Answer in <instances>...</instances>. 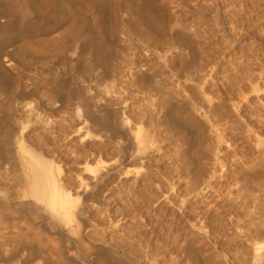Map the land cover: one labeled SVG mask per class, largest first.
Here are the masks:
<instances>
[{
	"label": "rangeland",
	"instance_id": "1",
	"mask_svg": "<svg viewBox=\"0 0 264 264\" xmlns=\"http://www.w3.org/2000/svg\"><path fill=\"white\" fill-rule=\"evenodd\" d=\"M185 1H186V3H184ZM185 1L184 0H182V1L173 0V2H174L173 5L179 7V8L176 7V11L178 12V14H177L178 18L176 19L177 23L175 24L176 26H174L176 29L173 26H172V28L170 27L171 29L170 28L168 29L167 38L160 40L161 43L159 41L155 42L157 47H155L154 44L149 46L151 50L156 52V54H158V55L162 54V56H163V57L162 56H159V57L155 56L156 59L153 56L152 58H150V64H151V67L155 71L159 72V76L156 78V80L159 82V84H161V83L164 84L163 91L161 93L152 92V93H154V96L150 100H152L153 103H155V102L159 103L162 100V98H160L161 97L160 94H162V96L167 94L172 107H176V106L181 107V106L188 105L187 107H189V111L192 110L194 112L195 116L197 117V119L199 120V122H201V125H199V127H198L201 129V135H199L197 133V130H196V129H198L197 127H195L196 128L195 129L194 127H192L190 125L187 127L189 130L186 129V131H185L186 136H184V138H182V135L180 133L178 134L175 129L170 128L167 125H165L162 122L161 118L158 115H156L154 112H159L160 110H161V112H166V110L169 109V111L167 110V112L169 113L171 106L162 107V106H159V105H161L160 103L158 105L156 103L151 104V102H149L150 100L149 101L143 100V99H146L145 96H143L144 90L141 88V86L139 84L137 85L136 82H135L136 85H134V83H133L134 81L132 80V78L131 79L129 78L130 81L127 80L128 84L129 83H132V84L126 85V91L124 93L126 96L129 93V95H128L129 98L127 96L128 101H125L123 104L120 103L123 107L120 104H118V106L113 105V107H110L111 111L118 110L120 113V117L122 115L121 118L125 119V120H123L119 117V119L114 120V122H112L113 120L111 121V124H112L113 128H115V130L113 129L112 131H109L107 129V132H106L105 129L101 130L100 128H96L97 126H95V127L93 126L94 129L96 128L94 131L93 128H90V127H92V125L88 124L90 127L88 125L87 126L90 129L88 127H87V129H83L82 133L84 135L85 134L87 135V136L86 135L83 136L82 134H80L81 131H79L80 132L79 134L76 132L77 129H75V128L77 125L74 122H73V124L66 122L69 124L67 126H71V128L68 129V127H66L67 129L63 128L62 130H64V131H61V129L56 125L55 122L54 123H53V121L49 122L48 118L47 119L43 118L42 124L44 123L43 124L44 126L42 125L40 129L36 130L39 132L35 131L36 132V133H34L35 136L33 135V136L27 138L26 136H28L29 133L32 132L31 129L33 130V127L30 126V123L24 122L21 125V127L18 129V131H19L18 137L20 139L21 145H22L23 149L26 146V149L28 148L27 150L30 152L42 154L45 159L49 160V162H51L53 164V166L56 169V186H57L58 194L63 196V198H64V200H61L60 202H62L64 204V207L67 209V212H66V215L63 217L61 214L58 213L57 208H56V210L53 211L54 217L52 218L51 216H49L46 213L45 208H44V204L42 202H37L36 200L25 195V193L23 192L24 191L23 184L21 183V181L19 179L21 174H22V171H21L19 166L16 167V165H17L16 162L9 160V163H8L9 168H8V166L5 167V168H7L8 173L6 172V174L8 176L7 175L4 176V174H2L3 171H1L2 173L0 175V209H1V211H0L1 212L0 213L1 219L0 220L3 221V218L5 220H6V218L8 219V220L3 221V222L0 221V226H2L3 223H5L6 225L5 224H3V225L7 226V228H4V227H2V228L7 229L9 231L1 230V229H0V231H3L6 236H7V234L10 236H18L20 234L22 235L23 232L28 234V232H31V231L38 233L40 239L44 238L46 240V241L42 240L40 243V246H42L41 247L42 251L47 252L48 256L46 257V253L44 254L40 248H37V246L40 247L39 244L38 245L36 244L35 246L32 244L33 247L32 246L30 247L28 245L25 246V244H23V245L21 244L22 247H20L21 245L19 246V244H18V245H16V248H18L16 251V248H15L16 242L6 241V243H5L4 239L3 240L1 239L2 241H4L3 243L6 244V245L3 244L0 240V242L4 245V246H2V244H0L1 255L4 254V253H2V251L5 250L6 256L11 258L12 260L9 259L8 257H6L5 255H3V256H5L4 262H2L0 260V264H2V263L3 264H22V263L23 264H25V263L26 264H35V263L36 264H43L44 260H46V258L48 259V260H46L47 264L48 263L49 264H63V263L64 264H66V263L67 264H71V263H73V264H88L90 261H93L95 257L97 258V256H101V254L103 255L104 253H106L108 255L110 253V250L112 251L110 254L115 255V256H113L111 263L113 261L114 262L116 261L115 257H117V259L119 258V260L117 261L118 263L116 262V264H122L123 262H124L123 264H193L189 260L181 261L182 263L179 261L184 255L182 248L185 247L187 239L189 240L190 238H194V239L196 238V241H195L196 247H200V245H201L200 241H203L204 243L207 244L206 246H207L208 252H206V251L202 252L201 251V257L205 258L208 255L210 257L213 256L212 259H210V261L211 260L212 261L209 262L208 264H211V263L212 264H264V210H262V209H264V192H262V191H264V190H262V189H264V149H262V148H264V83H262V81H264V64H262V63H264V58H262V57H264V50H262V49H264V43L261 42L262 38L260 39L261 33L257 32L259 34L258 35L259 38L257 36H255L256 34L254 35V33L252 31H251L252 32L251 36L250 35L244 36L241 32L242 31L241 28H243V26L239 20H237L236 23H233V24L226 23L227 20L225 23H223V21L225 19L223 17L219 16V20H218V19H214V18L212 19L211 13H209V14L207 13V15L201 14L199 12L200 11L199 10L200 4H199L198 0H193V1L190 0L191 4L189 2L187 3V1H189V0H185ZM199 1H201V0H199ZM231 1L234 2V0H231ZM232 2L229 3L230 4L229 7L230 8L232 7L235 10L237 8H239L238 10L241 12L242 8L238 7L239 6L237 3L238 1L235 0V2L237 3L238 6L236 5V3L233 4ZM196 3L199 4V7ZM191 5H192V8H194L197 11H194V9L192 10V8L190 7ZM234 5H236L237 8ZM183 10L185 13L183 12ZM179 11H182V13H180ZM186 12L188 14H186ZM193 14H194V16H193ZM183 15H185V16H183ZM182 16L184 18H182ZM207 16H209V17H207ZM194 17L196 18L195 20H194ZM183 19H184V21H183ZM196 20H198L200 22H198ZM210 20H211V24H209L210 26L211 25L215 26L216 24H217V26H215L213 28H212V26L210 27L208 25V22L210 23ZM182 21L184 22V24L182 23ZM193 21H195V23L198 24L199 27H201V29L203 27L204 31H200L201 29H198L199 30L198 31L197 30L198 25H196ZM202 23H203V25H200ZM182 24H183V26H182ZM204 24H206V25L204 26ZM237 24H240V26ZM253 26H254V24L252 25V27ZM208 27L210 29H208ZM236 27H238V28H236ZM177 29H180L183 32H185L184 34H186V32H188L190 34V35L188 34L189 37H188V35L187 36L184 35L182 40L179 41L178 43H176L174 41V39L172 41V37L174 38L173 33ZM233 29H235L237 34L239 33L238 36L240 35L238 37L237 34H235L234 37L236 36L235 37L236 39H234L233 36H232V38L230 37L233 33H235L233 31ZM227 31H228V33H227ZM230 31H233V33ZM191 33L192 34L194 33L193 34L194 36ZM211 33H212V35H211ZM230 33H231V35H229ZM206 34L210 35V38ZM215 34H216V36H215ZM218 36H220V37H218ZM252 36H253V39H252ZM185 37H187V38H185ZM206 37L208 40L206 39ZM222 37L223 38L225 37V38L222 39ZM227 37H228V39H226ZM124 38L126 40H128V42L131 41L130 45L132 47H135V45L138 46L139 44L142 43L139 39H137V38L135 39L134 36L125 35L124 37H122V39H124ZM199 38L203 39L204 41L201 39L199 40ZM216 38H217V40H222L221 44H223V41L225 40L224 45L227 43L229 45L228 44L225 45L226 48L224 47V45L219 46L220 41L219 42L216 41ZM244 38H245V40H244ZM187 40L189 41L190 44L186 43V42H188ZM192 40H193V42H192ZM197 40H199L201 42L203 41L205 43H203V42L200 43L199 41L197 42ZM257 40H259L260 42H258ZM184 41H185V43H184ZM211 41L213 43H214V41H216L219 44L217 45L216 43H214V45H213L214 49H213V46L211 45L213 43H211ZM253 42H254V44H253ZM244 43H247V44H244ZM160 44L162 46L163 45H166V46L162 47ZM187 44L192 45V46H187ZM158 45H160L164 49L162 50L161 47H158ZM209 45H211V46L209 47ZM239 45L242 47L243 50L240 49L241 47ZM196 46H197V48H195ZM222 46L225 49L222 50V48H223ZM153 47H155V48H153ZM165 47L167 48V50ZM231 47L234 49H232ZM159 48L162 51L158 50ZM180 48H181V50H180ZM198 48L199 49L201 48V49L199 50ZM206 48H208V49H206ZM219 48H221L220 49L221 52L218 51ZM229 48L232 50H230ZM141 49L142 48H140V50ZM175 49H177V50H175ZM205 49H206V51H205ZM209 49L213 52H211ZM215 49H217V51ZM165 50L168 51V53ZM214 50H215V52H218V54L216 53L217 55L215 54ZM182 51H184V52H182ZM204 51H205V53H204ZM233 51L234 52L236 51V53H234ZM237 51L238 52L241 51V52L238 53ZM222 52H223V54H222ZM224 52L226 53V55ZM244 52H245V54H244ZM179 53L183 54L185 57V60L183 63L184 67L183 66H182V68L177 67V66L175 67V66H173V63L170 64V62L167 63L166 61H164L165 56H167V55L170 56V54H171V56L172 55L176 56ZM164 54H165V56H164ZM211 54L216 55V56L214 57ZM206 55H207V58H206ZM224 55L225 56L228 55L227 58L224 59V57H225ZM240 55L241 56L246 55L247 57L245 56L246 58L244 57V59H241V58H243V56L241 57ZM191 56L194 58L193 59L194 61L192 60ZM229 56H231V57H229ZM232 57H233V59H232ZM195 58H196V60H195ZM238 58H240V59H238ZM221 59H223V60H221ZM190 60H192V62ZM238 60H240L239 61L240 63H238ZM157 61L159 64L157 63ZM216 61H218V62L216 63ZM207 62H209L213 65H210L209 63H208L209 65H207ZM214 62H215V64H214ZM241 62H243V63H241ZM244 62H246V63H244ZM225 63L229 64L231 67H232L231 64H233L232 68H234V64H235V67H237V68L239 67V64H240L241 68L239 67L238 69L241 70L242 73H240V71L237 68H234L233 71H231V72L229 71V72H227L228 74L225 75L226 73H224V72L228 71L229 67H230L229 65L225 67L224 66ZM166 64H167V66H166ZM187 64H190V65H187ZM227 64H225V65H227ZM205 65H207V67ZM219 65H220V67H219ZM236 65H238V66H236ZM245 65H247V66H245ZM157 66L158 67L160 66V67L158 68ZM223 66H224V68H223ZM242 66L247 67V68L242 69L243 68ZM186 67H188V68H186ZM213 67H215L216 69ZM193 68H194V70H193ZM207 68H211V69H207ZM205 69H207V70H205ZM175 70H176V72H175ZM199 70H201V71L203 70L201 72L202 75H201ZM210 70H212V71L210 72ZM197 71L199 73H197ZM235 71H237V72H235ZM203 72L204 73L206 72L207 75L204 74ZM232 72H235V73H232ZM229 73L231 74V76ZM257 73L262 77V80H260L261 82L256 80V81H254V83L256 82L255 84H253V82L250 83L249 81L246 84H244V82L242 84H240L241 83V82H239L240 78H238V77H240V76L242 77V75H245V74L246 75L249 74L250 76H252V75L257 74ZM205 75H206V77H205ZM232 75H233V77H232ZM236 75H238V76H236ZM194 76L197 77V79ZM226 76H229V77H226ZM198 77H199V79H198ZM202 77H204V78H202ZM192 78L193 79L195 78V79L193 80ZM226 78H228V79L226 80ZM229 78H231V79H229ZM233 78H235V79H233ZM160 79H162V80H160ZM165 79H167V80H165ZM237 79H238V81H237ZM173 80H174V82H172ZM178 80H179V82H177ZM199 80L200 81L202 80V81L200 82ZM229 80L231 82H228ZM160 81H162V82H160ZM167 81H168V83H167ZM170 81H171V84H170ZM175 81H176V83H175ZM180 81L183 84L180 83ZM192 81H194V82H192ZM199 82L201 84H199ZM227 82H228V84H227ZM234 82H236L237 84L236 83L231 84ZM165 85H167V87H170V88H167ZM128 86H130V87H128ZM133 86L135 87L136 90H134ZM252 86H253V88H252ZM177 87L180 89H178ZM131 88H133L134 91ZM161 88H162V86H161ZM219 88H220V90H219ZM229 88L232 89L233 91L230 90ZM235 88H236V90H235ZM250 88H251V91H250ZM173 89L176 91L173 92ZM191 90H193V91H191ZM237 90H239V92H237ZM127 91H129V92H127ZM180 92H181V94H180ZM193 92H195L194 93L195 97H194ZM245 92H246V94H245ZM138 93H140V94H138ZM163 93H165V94H163ZM177 94H178V97H176ZM240 94H242V95H240ZM125 95H124V97H125ZM236 95H238L237 96L238 99L236 98ZM166 96H163V97H166ZM138 98L143 101L142 102L139 100L141 102V104H140V102L136 103V102H138ZM178 98H179V100H178ZM192 98H194L195 100ZM132 100H133V102H132ZM177 100H178V102H177ZM18 101H20V100H18ZM144 101H147V102H144ZM173 101H175V102L173 103ZM232 102H235V103H232ZM143 103L144 104L146 103L145 107H144V105H142ZM187 103H189V104H187ZM129 105L132 106V108L134 110L130 109L131 107ZM149 105H152V107H151L152 111L150 110ZM236 105H238V106H236ZM126 106H127V108H126ZM136 107H138L139 109ZM146 108H147V110L149 109L151 112L147 111ZM155 108L156 109L158 108L157 110H159V111H157ZM159 108H161V109H159ZM154 109H155V111H154ZM78 110L79 109L76 106L73 108V112L78 111ZM124 110H125V112H124ZM243 111H244V113H243ZM130 112H132V113H130ZM152 112H153V114H152ZM124 113L127 114L128 116H126ZM135 113H137L139 117H134L135 115L137 116V114H135ZM150 113H151V116L149 115ZM249 113H251V114H249ZM132 114L134 116H132ZM140 114H144V116H142V115L140 116ZM129 115H131V116H129ZM253 116H255V117L253 118ZM131 117H133L132 119H134V120H132L133 122L130 121ZM258 117H259V119H258ZM52 119H54V118H50V120H52ZM253 121H255V122H253ZM45 125L48 126L49 130H47V128H45ZM74 125H76V126H74ZM115 125H117V126H115ZM72 126H74L75 130H73ZM44 128H45V130H44ZM56 129H58V130H56ZM88 129H89V131H91V134L88 131ZM98 129H100L101 132L98 131ZM116 129H117V131H116ZM41 130L44 132H42ZM65 130H67V131H65ZM84 130H85V132H84ZM130 130H131V133L128 134L130 136V140H129L128 139L129 136L127 135V133H129ZM149 130H150V132H149ZM45 131H47V132H45ZM68 131H70L71 134H70V132L68 133ZM113 131L115 134L114 133L112 134ZM123 131H125L126 134ZM20 132H21L22 136H21ZM40 132H41V134H40ZM72 132H74V134ZM87 132H89V133L87 134ZM117 132L118 133L120 132L119 133L120 135ZM38 133H39V135H38ZM192 133L195 135L193 136ZM45 134H46V136H45ZM65 134H66L67 139L65 138ZM75 134H76V136L77 135H79V136L76 137ZM102 134H103V136H102ZM188 134H190V135H188ZM196 134H198V135H196ZM49 135L51 138L47 137ZM123 135H124V137H123ZM80 136L81 137L83 136V139L80 138ZM117 136H119V137H117ZM59 137L61 138L62 141L59 140L60 139ZM88 137H90V138L87 140ZM35 138H37V139L39 138V139L35 140ZM74 138L76 139V141ZM101 138H102V140H101ZM125 138H127L128 140ZM190 138H192V139L194 138V142H192L193 140L192 139L190 140ZM200 138L207 145V150L210 149L208 151L207 157L205 159L201 160V163H199L200 165L197 163H195V164L194 163L184 164L182 162L183 159H181V157L179 155L180 154L179 152L182 150V148H185V147H186V149H189V147L191 145L190 142L193 145L195 143V141L200 140ZM33 139H34V141H33ZM43 139H45V140H43ZM48 139H50V140L48 141ZM56 139H58L59 141ZM109 139H111V140H109ZM27 140L29 142L31 141L30 143L33 144V146H31V144ZM52 140H54L55 142ZM90 140H91V142H90ZM56 141H58V142H56ZM67 141H69V142H67ZM71 141H73V143H75V144L71 143ZM78 141L83 145H81ZM141 141H143V142H141ZM144 141H145V143H144ZM100 142H101V144H100ZM105 142L108 145L110 144V142H111V144L106 147L107 144ZM39 143H41L43 149L41 148V145H39ZM47 143H49L50 145H48ZM69 143H70L71 147L74 146L75 148L72 147V149H71V147H69L70 146ZM188 143H189V145H188ZM51 144H53V145H51ZM57 144L59 146L63 144V147L60 148ZM67 144H68V149L70 148L69 152L66 151V150H68V149H66ZM95 144L97 146V149L95 148L96 147ZM103 144H104V146H103L104 150H102V147H100ZM123 144H124V146H123ZM34 145L37 148H35ZM43 145H45V146H43ZM112 145L114 147H112ZM115 145H116V148H115ZM56 146H58L57 147L58 149L56 148ZM90 146H91V148H90ZM54 147L56 149H54ZM78 147H79V149H77ZM81 147L82 148L84 147V148L82 149ZM85 147L87 148V150ZM92 147H94V148H92ZM110 147H111V149H110ZM122 147H124V149H122ZM132 147H134V148L136 147V149H134ZM208 147H210V148L208 149ZM88 148L90 151L88 150ZM126 148H127V151H126ZM145 148H147V149L145 150ZM26 149H24V150H26ZM73 149L75 151H73L71 153V151ZM91 149H94V150H91ZM95 149H96V151H95ZM133 149H134V151H132ZM44 150H45V152H44ZM56 150H58V151H56ZM110 150H112V151H110ZM117 150H118V152H117ZM52 151H53V153H52ZM83 151L86 152L85 153L86 155H84ZM93 151H95V152H93ZM103 151H105V153H103ZM125 151L127 152V154ZM43 152L46 155H44ZM65 152H68V153L66 154ZM140 152H142L145 155L143 156L142 154H140ZM63 153L66 155H62ZM69 153H71L72 156H71V154L69 155ZM73 153H74V155L79 156V159L81 157L82 160L79 161L80 165L79 164L73 165L74 163L71 162V161H73V158H72ZM91 154H93V155H91ZM94 154L95 155L97 154L98 156H94ZM100 154L102 155V157ZM138 155H139V157H138ZM61 156H62V158H59ZM65 156H67V158L71 157L70 160L67 159ZM87 156H89V157H87ZM91 156H93V157H91ZM90 157L91 158L95 157V158L91 159ZM123 157L126 159H124ZM54 159H56V160H54ZM65 160H67V161H65ZM121 160H124V161L126 160V161L125 162L122 161L123 162L122 163ZM113 161H115V162H113ZM83 162H85V163L83 164ZM134 162L137 164H135ZM88 163H90V164H88ZM214 164H215L216 168L213 166ZM65 165H67V166H65ZM93 165L96 169L98 167L97 172H95L96 169L93 168ZM110 165H112L114 168H116L118 170V173L113 175L114 177H111L112 179H115L116 181L115 180H113L114 182L110 181L108 178V180L110 182H113L112 184L108 181L103 186L97 184L95 188H92V186H90L91 184L88 185L90 183L89 181L92 180L93 177L95 176L94 175L95 173H101L102 172L101 174H104V172L107 171L106 168ZM114 165H116V167ZM196 165L198 167H196ZM199 166H201L202 169ZM91 167L93 168L94 171L91 170L92 169ZM76 168H80V170L83 172H84V168H85V172L83 173L79 169H76ZM188 168H189V170H188ZM195 168L201 169V171L196 169L197 170L196 172H199V174L195 172ZM18 169L20 170V172H19L20 175L18 173V171H19ZM68 169H70V170H68ZM74 169L76 172L74 171ZM148 169L150 170V172ZM232 169H233L232 173L234 171H237V170L245 172L244 174L246 175V177H243L242 181L237 180L234 176H232V173L230 171ZM9 170H11V171H9ZM77 170H79V171H77ZM120 170L122 171V173H119V172H121ZM64 171H66L65 172L66 174L64 173ZM99 171H101V172H99ZM124 171H125V174H123ZM126 171H127V173H126ZM227 171H229V172H227ZM213 172H215V173H213ZM197 174H198V176H197ZM145 175H147V176L145 178H143V176H145ZM154 175H156V176H154ZM194 175L197 176V177L195 176L197 178V180L195 177H193ZM5 177H7V179ZM8 177H10V179ZM63 177L65 179H63ZM74 177L76 180L74 179ZM151 177H155V181ZM229 177L230 178L234 177L237 181L234 178H232L233 180H231V179H229ZM60 178H62V180ZM68 178L70 179V182H69ZM142 178H143V181H145V182H146V179L148 178L149 180L147 179V181L150 182V185L147 184L149 182H146V183L144 182L145 183L144 184L143 181H141ZM88 179H89V181H88ZM131 179H133L131 181V183L129 182L128 184H126V182H128V180L130 181ZM63 180L65 181V183L63 182ZM156 181H157V183H156ZM191 181H194V182H191ZM120 182H121V184H120ZM151 182H153V183H151ZM154 182H155V184H154ZM75 183L76 184L78 183V184L76 185ZM116 183H118V184H116ZM133 183H135V184L137 183L136 186ZM141 183H143V184H141ZM67 184H69V185H67ZM80 184H82V190L85 192V196H82L81 190L75 189L76 187H79ZM107 184H109V186ZM152 184H153V186H151ZM193 184L195 187L193 186ZM112 185L114 186V188L112 187ZM122 185H123V187H122ZM139 185L141 186V188ZM144 185L146 187L149 185L147 187L148 190L146 189V187L144 188ZM137 186H139V187H137ZM151 187L154 189H152ZM158 187H160V188H158ZM103 188L106 191L103 190ZM137 188H140V189H137ZM22 189H23V191H22ZM95 189H97V190H95ZM110 189H113V190H110ZM141 189H142V191L145 190L143 192L144 195H143ZM149 189H151V190L149 191ZM101 190H103V193ZM119 190H120V192H119ZM78 191L80 192V194L78 193ZM94 191H95V194L97 195L96 199L100 198L99 200L97 199L98 203H97L96 199L94 200L95 196L92 197V193ZM21 192H23V193H21ZM86 192H88V195ZM149 192H150V194H149ZM161 192H163V193H161ZM111 193H112V195H111ZM145 193H146V195L148 194L147 197H145L146 196ZM152 193H154V194H152ZM22 194H23V196H22ZM95 194L93 193V195H95ZM137 194H139V195H137ZM150 195L153 196V199L150 197ZM111 196H113V197H111ZM138 196H139V198H138ZM155 196H157V197H155ZM87 197L89 199L86 200L85 198H87ZM148 197H149V199H148ZM156 198H157V200L155 201ZM92 199L94 201H91ZM149 201H151L150 204H148ZM92 202H94V203L92 204ZM140 202L142 203V205ZM137 203H139V204H137ZM144 203L146 204V206ZM74 209L77 212V214H75V215L73 214ZM2 210H4V211H2ZM146 210H148V211H146ZM83 222H85L84 223L85 225L84 224L82 225ZM47 223H49V224H47ZM72 223H74V225ZM53 224H55V225H53ZM80 225H82V226H80ZM30 226L32 227V229ZM9 227H10V229H9ZM45 228H47V229L45 230ZM78 228H80V232H79ZM106 228H108V229H106ZM18 229H19V231H18ZM23 230H26V231H23ZM3 232L0 235H4ZM15 232H16V234H15ZM32 232H31V234H32ZM34 232H33V234H34ZM45 232H46V234H45ZM31 234H28V235L31 237V236H33ZM34 235H36V234H34ZM57 235L60 238H62L63 242L59 237H57ZM36 236L38 237V235H36ZM112 237H114V238H112ZM170 237H171V239H170ZM56 239H58V240H56ZM197 241H199V243H200L199 245H198ZM182 244H184V245H182ZM29 245H31V244H29ZM1 246L3 247L2 250H1ZM29 247L31 249L37 248L39 250V255H38L39 257L36 258V259L39 258L38 260H36V259L31 260L29 258V254H27L31 250ZM26 249H27V251H26ZM52 249H53V251H52ZM55 250L62 251L60 260H59L58 255L54 252ZM42 253H43L44 257L42 255ZM85 254H86V259L84 257ZM24 256L26 257L27 262H26V260H24ZM103 256H105V254ZM65 257L67 259L68 258L69 259L65 260L66 259ZM28 258L31 261L28 260ZM43 258H44V260H43ZM56 259H58V260H56ZM21 261H24L25 263L21 262ZM32 261H33V263H32ZM5 262H7V263H5ZM69 262H71V263H69ZM46 263H44V264H46Z\"/></svg>",
	"mask_w": 264,
	"mask_h": 264
},
{
	"label": "bare ground",
	"instance_id": "2",
	"mask_svg": "<svg viewBox=\"0 0 264 264\" xmlns=\"http://www.w3.org/2000/svg\"><path fill=\"white\" fill-rule=\"evenodd\" d=\"M182 1V0H180ZM185 1V0H184ZM193 1V0H192ZM238 1V5L235 2H232L231 0H201L199 2L198 7H199V12L203 15H207V13H211V18L213 19H218L219 20V16L225 18L223 23L227 22L228 24H233L236 23L237 20L240 21V23L242 24L243 28H241V32L244 36L246 35H250L252 34V32L254 33L255 36L258 37V33L260 32V39L261 42L264 43V0H236ZM176 2V1H175ZM190 3V0L187 1V3ZM201 2V3H200ZM236 3V5L240 8H242L241 12L238 10L239 8L236 7V5H234L237 9V11L234 8H230L229 7V3ZM182 3V2H181ZM186 3V1L184 2ZM195 3V2H194ZM174 2L173 0H0V175H1V171H3L2 174L7 175V167L9 168V160L10 161H14L16 162V167L19 166L22 174L20 176V181L23 184L24 187V191L22 189V191L25 193V195H27L28 197L36 200L37 202H42L44 204V208L46 213L51 216L52 218L54 217L53 215V211L56 210L59 214H61L63 217L66 215L67 209L64 207V204L62 202H60L61 200H64L63 196L58 194V190H57V186H56V169L53 166V164L51 162H49V160L45 159L44 156L42 154L39 153H33L30 152L26 149V146L24 149L21 145L20 139L18 137V129L21 127V125L24 122H28L30 123V126L33 127V130L31 129V133H29L28 136H26L27 138L31 137L34 135V133L39 132L36 131L37 129H40L41 126L44 124H42L43 122V118L47 119L48 121H53V123L55 122L56 125L61 129V131L63 128L67 129L66 127L71 128V126H67L69 125L68 123H72L73 122L78 126H76L75 129L76 132L79 134H82L83 136H85L82 133L83 129H87V127L89 126L88 124L92 125L93 130L95 131L96 128H100L101 130L105 129V131L107 132V129L109 131H112L113 129L115 130V128H113L111 121L114 122V120L119 119L120 117V113L118 110H110V107H113V105H117L118 104H123L125 101H128L129 98V93H128V98L127 96L124 94L126 91V85L127 80L130 81V79L132 78V80L134 81V85L135 82L137 83V85L139 84L141 86V88L144 90V95L146 99L143 100H147L149 101L151 98H153L154 93L152 92H159L161 93L164 89V84L161 83L159 84V82L156 80V78L159 76V72L155 71L150 64V58H152L153 56H162L156 54V52H154L153 50L150 49V45L154 44L155 47L156 44L155 42L159 41L161 43L160 40H163L165 38H167V33H168V29L172 26H176L175 24L176 19L178 18V12L176 11V7L178 6H174L173 5ZM179 4V3H178ZM191 4V3H190ZM195 4V5H196ZM188 5V4H187ZM193 5V4H192ZM192 5L190 6L192 8ZM196 5V6H197ZM189 6V5H188ZM194 6V5H193ZM233 6V7H234ZM197 7V8H198ZM179 8V7H178ZM177 8V9H178ZM189 9V8H188ZM194 8H192L193 10ZM181 10V9H180ZM190 10V9H189ZM186 11V10H185ZM194 11H197L194 9ZM180 13H182V11H179ZM184 12V10H183ZM240 12V13H239ZM185 13V12H184ZM186 14H188L186 12ZM180 15V14H179ZM181 16V15H180ZM179 16V17H180ZM185 16V15H183ZM182 16V18H184ZM191 16V15H190ZM194 16V14H193ZM200 16V15H199ZM198 16V17H199ZM192 17V16H191ZM197 17V18H198ZM209 17V16H207ZM181 18V19H182ZM205 18V17H204ZM210 18V19H211ZM222 18V19H223ZM196 18L194 17V20ZM211 19V20H212ZM221 19V18H220ZM201 20V19H200ZM207 20V19H206ZM211 20L210 23L208 22V25L211 24ZM178 21V20H177ZM180 21V20H179ZM184 21V19H183ZM182 21V23L184 24V22ZM190 21V20H189ZM198 21V20H196ZM195 23V21H193ZM200 22V21H198ZM197 22V23H198ZM191 23V22H190ZM205 23V22H204ZM213 23V22H212ZM221 23V22H220ZM222 23V24H223ZM181 24V23H180ZM182 24V26H183ZM196 24V23H195ZM254 24V26L252 27V25ZM198 25V24H196ZM200 25H203L200 24ZM206 24H204L205 26ZM215 25V24H214ZM221 25V24H220ZM227 25V24H226ZM236 25V24H235ZM240 26V24H237ZM191 26V25H190ZM210 26V25H209ZM212 26V25H211ZM210 26V27H211ZM217 26V24L215 25ZM215 26H212L215 27ZM220 27V26H219ZM218 27V28H219ZM228 27V26H227ZM170 28V29H171ZM175 28V27H174ZM178 28V27H177ZM231 28V27H230ZM229 28V29H230ZM235 28V27H234ZM238 28V27H236ZM176 29V28H175ZM182 29V28H181ZM184 29V28H183ZM186 29V28H185ZM196 29V28H195ZM201 29V27H197V30ZM203 29V30H202ZM202 29L200 31H204V28L202 27ZM208 29H210L208 27ZM221 29V28H220ZM191 30V29H190ZM214 30V29H213ZM222 30V29H221ZM220 30V31H221ZM224 30V29H223ZM232 30V29H231ZM257 30V31H256ZM195 31V30H194ZM199 31V30H198ZM216 31V30H215ZM233 31L235 33H233ZM232 32L233 34L231 35V33L229 35H231L230 37L234 39H236L234 37L236 33L235 29H233ZM238 31V30H237ZM252 31V32H251ZM170 32V31H169ZM217 32V31H216ZM239 32V31H238ZM258 32V33H257ZM172 33V32H171ZM185 32H183L180 29H177L174 31L173 36L172 37V41L174 39V41L176 43H178L179 41L182 40V38L185 36H187L189 33L186 32V34H184ZM220 33V32H219ZM224 33V32H223ZM226 33V32H225ZM228 33V31H227ZM192 34V33H191ZM194 34V33H193ZM192 34V35H193ZM196 34V33H195ZM200 34V33H199ZM217 34V33H216ZM215 34V36H216ZM239 34V33H238ZM237 34V36H238ZM125 35H130V36H134L135 39H139L142 43L139 44L138 46L135 45V47H132L130 44V42H128V40H126L125 38L122 39V37H124ZM190 35V34H189ZM188 35V37H189ZM208 35V34H206ZM212 35V33H211ZM172 36V35H171ZM194 36V35H193ZM197 36V35H196ZM240 36V35H239ZM238 36V37H239ZM208 37L210 38V35H208ZM220 37V36H218ZM229 37V36H228ZM228 37L226 39H228ZM243 37V36H242ZM133 38V37H132ZM187 38V37H185ZM193 38V37H192ZM212 38V37H211ZM225 38V37H224ZM222 37V39H224ZM251 38V37H250ZM259 38V37H258ZM130 39V38H129ZM201 38H199L200 40ZM207 39V37H206ZM205 39V40H206ZM219 39V38H218ZM253 39V36H252ZM134 40V39H133ZM186 40V39H185ZM197 40V42L199 41ZM203 40V39H201ZM208 40V39H207ZM206 40V41H207ZM245 40V38H244ZM188 41V40H187ZM204 41V40H203ZM202 41V42H203ZM216 41H220L219 43ZM214 41V43H216L217 45L219 44V46L224 45V41L223 44H221L222 40H217ZM229 41V40H228ZM243 41V40H242ZM258 42H260L259 40H257ZM193 42V40H192ZM200 43H202L201 41H199ZM210 42V41H209ZM227 42V41H226ZM230 42V41H229ZM238 42V41H237ZM252 42V41H251ZM133 43V42H132ZM168 43V42H167ZM185 43V41H184ZM186 43H189L186 42ZM199 43V44H200ZM205 43V42H203ZM211 43H213L211 41ZM211 44L212 46L214 45ZM231 43V42H230ZM233 43V42H232ZM239 43V42H238ZM237 43V44H238ZM241 43V42H240ZM190 44V43H189ZM187 44V46H192ZM228 44V43H227ZM225 44V45H227ZM235 44V43H234ZM236 44V45H237ZM247 44V43H244ZM251 44V43H250ZM254 44V42H253ZM252 44V45H253ZM161 45V44H160ZM160 45H158V47H161ZM184 45V44H183ZM209 45V47L211 46ZM224 45V47L226 48V46ZM229 45V44H228ZM235 45V46H236ZM258 45V44H257ZM166 46V45H163ZM162 46V47H163ZM218 46V47H219ZM238 46V45H237ZM240 46V45H239ZM153 47V48H155ZM161 49L163 50L164 48ZM194 47V46H193ZM208 47V46H207ZM216 47V46H215ZM223 47V46H222ZM221 47V48H222ZM222 48L225 49V48ZM241 47V46H240ZM239 47V48H240ZM140 48H142L140 50ZM152 48V47H151ZM166 48V47H165ZM190 48V47H189ZM192 48V47H191ZM197 48V46L195 47ZM204 48V47H203ZM218 51H220V49ZM232 48V47H231ZM247 48V47H246ZM160 48L158 50H161ZM199 49V48H198ZM201 49V48H200ZM199 49V50H200ZM208 49V48H206ZM205 49V51H206ZM214 49V46H213ZM228 49V48H227ZM230 49V48H229ZM234 49V48H232ZM230 49V50H232ZM241 50L242 47L240 48ZM161 50V51H162ZM167 50V48H166ZM165 50V51H166ZM177 50V49H175ZM179 50V49H178ZM181 50V48H180ZM179 50V51H180ZM210 50V49H209ZM217 51V49H215ZM214 50V52H215ZM229 50V51H230ZM257 50V49H256ZM264 50V49H262ZM185 51V50H184ZM182 51V52H184ZM202 51V50H201ZM204 51V53H205ZM208 51V50H207ZM211 51V50H210ZM253 51V50H252ZM160 52V51H159ZM168 53V51H166ZM195 52V51H194ZM209 52V51H208ZM213 52V51H211ZM210 52V53H211ZM221 52V51H220ZM226 52V51H225ZM224 52V53H225ZM234 52V51H233ZM238 52V51H237ZM241 52V51H239ZM238 52V53H239ZM262 52V51H261ZM202 53V52H201ZM209 53V54H210ZM218 54V52H215V54ZM236 53V51L234 52ZM176 54V53H175ZM195 54V53H194ZM213 54V53H212ZM211 54V55H212ZM216 54V55H217ZM221 54V53H220ZM223 54V52H222ZM221 54V55H222ZM245 54V52H244ZM205 55V54H204ZM216 55H212V56H216ZM226 55V53H225ZM224 55V56H225ZM233 55V54H232ZM165 56V54H164ZM189 56V55H188ZM201 56V55H200ZM228 56V55H227ZM227 56L224 57L227 58ZM235 56V55H234ZM241 56V55H240ZM243 56V55H242ZM241 56V57H242ZM246 55L243 56L244 59ZM253 56V55H252ZM163 57V56H162ZM192 57V56H191ZM196 57V56H195ZM202 57V56H201ZM200 57V58H201ZM213 57V58H214ZM231 57V56H229ZM247 57V56H246ZM245 57V58H246ZM161 58V57H160ZM205 58V57H204ZM203 58V59H204ZM207 58V55H206ZM211 58V57H210ZM223 58V57H222ZM238 58V59H240ZM256 58V57H255ZM264 58V57H262ZM156 59V57H155ZM154 59V60H155ZM194 58L192 57V60ZM212 59V58H211ZM220 59V58H219ZM231 59V58H230ZM233 59V57H232ZM253 59V58H252ZM251 59V60H252ZM185 57L183 54L179 53L178 55H172L170 54V56H165L164 57V61H166L167 63L170 62L173 63V66H177V67H184L183 63H184ZM192 60H190L192 62ZM196 60V58H195ZM199 60V59H198ZM202 60V59H201ZM200 60V61H201ZM214 60V59H213ZM223 60V59H221ZM261 60V59H260ZM194 61V60H193ZM203 61V60H202ZM206 61V60H205ZM227 61V60H226ZM240 60H238V63ZM154 62V61H153ZM189 62V61H188ZM213 62V61H212ZM218 61H216L217 63ZM223 62V61H222ZM261 62V61H260ZM156 63V62H155ZM158 63V61H157ZM156 63V64H157ZM190 63V62H189ZM194 63V62H193ZM200 63V62H199ZM198 63V64H199ZM206 63V62H205ZM207 62V65H213L211 63ZM221 63V62H220ZM219 63V64H220ZM228 63V62H227ZM225 63V64H227ZM243 63V62H241ZM246 63V62H244ZM159 64V63H158ZM165 64V63H164ZM192 64V63H191ZM204 64V63H203ZM215 64V62H214ZM224 66H228L229 64ZM237 64V63H236ZM249 64V63H248ZM251 64V63H250ZM264 64V63H262ZM190 65V64H187ZM207 65H205L207 67ZM221 65V64H220ZM219 65V67H220ZM233 67V64H231ZM153 66V65H152ZM161 66V65H160ZM159 66V67H160ZM167 66V64H166ZM216 66V65H215ZM223 66V68H224ZM230 66V65H229ZM238 66V65H236ZM247 66V65H245ZM155 67V66H154ZM158 67V66H157ZM158 67V68H159ZM209 67V66H208ZM231 66L229 67L228 71H225L224 73H226L225 75H227V72H231L234 70L235 64H234V68H232ZM240 67V64H239ZM238 67V68H239ZM243 67V66H242ZM188 68V67H186ZM215 68V67H213ZM212 68V69H213ZM218 68V67H217ZM222 68V67H221ZM228 68V67H227ZM232 68V69H231ZM237 68V69H238ZM241 68V67H240ZM246 69L247 67H243L242 69ZM257 68V67H256ZM157 69V68H156ZM163 69V68H162ZM176 69V68H175ZM201 69V68H200ZM207 69H211V68H207ZM205 69V70H207ZM216 69V68H215ZM219 69V68H218ZM226 69V68H225ZM224 69V70H225ZM194 70V68H193ZM198 70V69H197ZM220 70V69H219ZM222 70V69H221ZM239 70V69H238ZM248 70V69H247ZM151 71V72H150ZM161 71V70H160ZM174 71V70H173ZM200 73L203 71L199 70ZM212 70H210L211 72ZM214 71V70H213ZM218 71V70H217ZM240 73L241 70H239ZM149 72V73H148ZM163 72V71H162ZM176 72V70H175ZM207 72V71H206ZM206 72L204 74H206ZM237 72V71H235ZM232 72V73H235ZM259 72V71H258ZM195 73V72H194ZM197 73H199L197 71ZM209 73V72H208ZM210 74V73H209ZM208 74V75H209ZM230 74V73H229ZM237 74V73H236ZM202 75V73H201ZM207 75V74H206ZM205 75V77H206ZM235 75V74H234ZM162 76V75H161ZM196 76V75H195ZM194 76V77H195ZM199 76V75H198ZM204 76V75H203ZM231 76V74H230ZM238 76V75H236ZM235 76V77H236ZM200 77V76H199ZM198 77V79H199ZM229 77V76H226ZM233 77V75H232ZM130 78V79H129ZM165 78V77H164ZM171 78V77H170ZM197 79V77H195ZM194 78V79H195ZM201 78V77H200ZM204 78V77H202ZM240 78L241 82L240 84H242L244 82V84H246L248 81L250 83L256 80L260 81L262 80V77L257 73L254 74L252 76H250L249 74H245L242 75V77H238ZM163 79V78H162ZM160 79V80H162ZM168 79V78H167ZM165 79V80H167ZM193 79V78H192ZM193 79V80H194ZM215 79V78H214ZM228 78H226L227 80ZM231 79V78H229ZM235 79V78H233ZM171 80V79H170ZM183 80V79H182ZM203 80V79H202ZM201 80V81H202ZM208 80V79H207ZM200 81V80H199ZM200 81V82H201ZM236 81V80H235ZM238 81V79H237ZM236 81V82H237ZM162 82V81H160ZM174 82V80L172 81ZM179 82V80L177 81ZM194 82V81H192ZM199 82V84H201ZM206 82V81H205ZM228 82H231L230 80ZM227 82V84H228ZM231 83V84H235ZM261 82V81H260ZM168 83V81H167ZM176 83V81H175ZM180 83H182L180 81ZM191 83V82H190ZM259 83V82H258ZM262 83H264V81H262ZM132 84V83H129ZM128 84V85H129ZM166 84V83H165ZM171 84V81H170ZM173 84V83H172ZM183 84V83H182ZM198 84V83H197ZM198 84V85H199ZM237 84V83H236ZM239 84V83H238ZM162 88H161V86ZM168 85V84H167ZM167 85H165L167 87ZM195 85V84H194ZM131 86V85H130ZM128 86V87H130ZM170 86V85H169ZM188 86V85H187ZM191 86V85H190ZM193 86V85H192ZM230 86V85H229ZM228 86V87H229ZM233 86V85H232ZM235 86V85H234ZM261 86V85H260ZM132 87V86H131ZM176 87V86H175ZM179 87V86H178ZM177 87V88H178ZM185 87V86H184ZM197 87V86H196ZM215 87V86H214ZM227 87V88H228ZM231 87V86H230ZM248 87V86H247ZM134 90L135 87L133 86ZM133 88H131L133 90ZM170 88V87H167ZM195 88V87H194ZM242 88V87H241ZM253 88V86H252ZM130 89V90H131ZM180 89V88H178ZM190 89V88H189ZM193 89V88H192ZM208 89V88H207ZM230 89V88H229ZM240 89V88H239ZM255 89V88H254ZM131 90V91H132ZM133 90V91H134ZM161 90V91H160ZM184 90V89H183ZM220 90V88H219ZM232 90V89H230ZM236 90V88H235ZM130 91V92H131ZM132 91V92H133ZM172 91V90H171ZM176 90L173 89V92H175ZM178 91V90H177ZM180 91V90H179ZM193 91V90H191ZM225 91V90H224ZM233 91V90H232ZM251 91V88H250ZM254 91V90H253ZM262 91V90H261ZM129 92V91H127ZM136 92V91H135ZM134 92V93H135ZM188 92V91H187ZM217 92V91H216ZM237 92H239V90H237ZM255 92V91H254ZM253 92V93H254ZM258 92V91H257ZM141 93V92H140ZM138 93V94H140ZM143 93V92H142ZM195 92H193L194 94ZM222 93V92H221ZM165 94V93H163ZM172 94V93H171ZM174 94V93H173ZM179 94V93H178ZM178 94L176 97H178ZM181 94V92H180ZM179 94V95H180ZM246 94V92H245ZM250 94V93H249ZM248 94V95H249ZM258 94V93H257ZM125 95V97H124ZM131 95V94H130ZM136 95V94H135ZM162 98L161 102H159L161 105L159 106H171V103L169 101V97L168 95H163L166 97H163L162 94H160ZM176 95V94H175ZM220 95V94H219ZM242 95V94H240ZM253 95V94H252ZM262 95V94H261ZM222 96V95H221ZM238 95H236L237 98ZM247 96V95H246ZM140 97V96H139ZM142 97V96H141ZM172 97V96H171ZM195 97V94H194ZM258 97V96H257ZM262 97V96H261ZM260 97V98H261ZM132 98V97H131ZM137 98V97H136ZM229 98V97H228ZM241 98V97H240ZM244 98V97H243ZM242 98V99H243ZM127 99V100H126ZM175 99V98H174ZM194 99V98H192ZM198 99V98H197ZM238 99V98H237ZM245 99V98H244ZM258 99V98H257ZM20 100V101H18ZM131 100V99H130ZM137 100V99H136ZM142 101L141 99L138 98V102ZM179 100V98H178ZM177 100V102H178ZM195 100V99H194ZM227 100V99H226ZM225 100V101H226ZM250 100V99H249ZM144 101V102H147ZM231 101V100H230ZM235 101V100H234ZM238 101V100H237ZM236 101V102H237ZM254 101V100H253ZM133 102V100H132ZM143 102V101H142ZM149 102H151V104L153 103L152 100H150ZM148 102V103H149ZM175 101H173L174 103ZM221 102V101H220ZM261 102V101H260ZM147 103V104H148ZM156 103V102H155ZM153 103V104H155ZM159 103H156L157 105ZM235 103V102H232ZM249 103V102H248ZM259 103V102H258ZM120 104V105H121ZM130 104V103H129ZM141 104V102H140ZM146 104V103H145ZM145 104L143 103L142 105ZM189 104V103H187ZM127 105V104H126ZM137 105V104H136ZM135 105V106H136ZM252 105V104H251ZM77 107L79 110L78 111H74L73 112V108ZM122 106V105H121ZM130 106V105H129ZM138 106V105H137ZM150 106V110L152 105ZM148 106V107H149ZM158 106V107H159ZM186 106H176V107H170V112L168 113L167 110L169 111V109L166 110V112H161V110H156L159 112H154L156 115H158L162 122L167 125L170 128H173L176 130V132L182 135V138H184L185 135V131L186 129L189 130L187 127L188 126H192V127H199V125H201V122H199V120L197 119V117L195 116L194 112L192 110L189 111V107ZM225 106V105H224ZM238 106V105H236ZM254 106V105H253ZM262 106V105H261ZM123 107V106H122ZM131 107V108H130ZM130 109H133L132 106H130ZM143 107V106H142ZM143 107V108H144ZM161 107V108H162ZM193 107V106H192ZM252 107V106H251ZM127 108V106H126ZM138 108V107H136ZM159 108V109H161ZM168 108V107H167ZM228 108V107H227ZM256 108V107H255ZM139 109V108H138ZM137 109V110H138ZM153 109V108H152ZM154 109V111H155ZM239 109V108H238ZM126 110V109H125ZM124 110V112H125ZM128 110V109H127ZM134 110V109H133ZM147 110V108H146ZM149 109L147 111H150ZM163 110V109H162ZM218 110V109H217ZM255 110V109H254ZM257 110V109H256ZM141 111V110H140ZM146 111V112H147ZM152 111V110H151ZM150 111V112H151ZM247 112V111H246ZM257 112V111H256ZM127 113V112H126ZM132 113V112H130ZM129 113V114H130ZM143 113V112H142ZM148 113V112H147ZM244 113V111H243ZM248 113V112H247ZM258 113V112H257ZM256 113V114H257ZM125 114V113H124ZM137 114V113H135ZM153 114V112H152ZM240 114V113H239ZM238 114V115H239ZM251 114V113H249ZM248 114V115H249ZM126 116H128L127 114H125ZM144 116V114H140V116ZM151 116V113L149 114ZM155 115V116H156ZM242 115V114H241ZM240 115V116H241ZM253 115V114H252ZM131 116V115H129ZM132 116H134L132 114ZM146 116V115H145ZM221 116V115H220ZM244 116V115H243ZM250 116V115H249ZM122 117V115H121ZM120 117V118H121ZM134 117H139L138 114L137 116L135 115ZM157 117V116H156ZM251 117V116H250ZM249 117V118H250ZM255 116H253L254 118ZM260 117V116H259ZM258 117V119H259ZM262 117V116H261ZM50 118H54L52 120H50ZM128 118V117H127ZM130 118V117H129ZM133 117H131L130 121L134 120L132 119ZM141 118V117H140ZM145 118V117H144ZM245 118V117H244ZM252 118V117H251ZM123 119V118H121ZM262 119V118H261ZM125 120V119H123ZM146 120V119H145ZM159 120V119H158ZM249 120V119H248ZM47 121V120H46ZM136 121V120H135ZM147 121V120H146ZM252 121V120H251ZM261 121V120H260ZM48 122V123H49ZM68 122V123H66ZM133 122V121H132ZM145 122V121H144ZM149 122V121H148ZM214 122V121H213ZM255 122V121H253ZM119 123V122H118ZM124 123V122H123ZM150 123V122H149ZM47 124V123H46ZM122 124V123H121ZM55 125V126H56ZM71 125V124H70ZM88 125V126H87ZM118 125V124H117ZM115 125V126H117ZM44 126V125H43ZM73 127V130L74 129ZM97 126L95 129L94 127ZM120 126V125H119ZM123 126V125H122ZM30 127V128H31ZM50 127V126H49ZM57 127V128H58ZM88 127V128H89ZM124 127V126H123ZM260 127V126H259ZM45 128L48 129V126L45 125ZM44 128V130H45ZM55 128V127H54ZM89 128V129H90ZM120 128V127H119ZM146 128V127H145ZM27 129V128H26ZM51 129V128H50ZM88 129V131H89ZM98 129V131L101 132V130ZM122 129V128H121ZM126 129V128H125ZM124 129V130H125ZM139 129V128H138ZM196 129V128H195ZM229 129V128H228ZM58 130V129H56ZM127 130V129H126ZM197 133L199 135H201V129L198 128L196 129ZM218 130V129H217ZM30 131V130H29ZM36 131V132H35ZM42 131V130H41ZM60 131V132H61ZM67 131V130H65ZM87 131V130H86ZM97 131V130H96ZM97 131V132H98ZM117 131V129H116ZM129 131V130H128ZM234 131V130H233ZM26 132V131H25ZM44 132V131H42ZM47 132V131H45ZM49 132V131H48ZM54 132V131H53ZM58 132V131H57ZM70 131H68L69 133ZM85 132V130H84ZM91 134V131H89ZM87 132V134L89 133ZM122 132V131H121ZM125 133V131H123ZM150 132V130H149ZM74 134V132H72ZM111 133V132H110ZM109 133V134H110ZM114 133V131L112 132V134ZM118 133V132H117ZM120 133V132H119ZM118 133V134H119ZM131 133V130L128 134ZM191 133V132H190ZM21 134V132H20ZM41 134V132H40ZM43 134V133H42ZM67 134V133H66ZM65 134V138L67 139ZM71 134V132H70ZM69 134V135H70ZM72 134V135H73ZM95 134V133H94ZM115 134V133H114ZM122 134V133H121ZM126 134V133H125ZM187 134V133H186ZM193 134V133H192ZM196 134V135H198ZM234 134V133H233ZM237 134V133H236ZM25 135V134H24ZM23 135V136H24ZM39 135V133H38ZM51 135V134H50ZM47 136V137H50ZM71 135V136H72ZM120 135V134H119ZM137 135V134H136ZM190 135V134H188ZM187 135V136H188ZM195 134H193L194 136ZM22 136V134H21ZM35 136V135H34ZM46 136V134H45ZM54 136V135H53ZM76 136V134H75ZM79 136V135H77ZM76 136V137H77ZM83 136L80 138L83 139ZM87 136V135H86ZM95 136V135H94ZM97 136V135H96ZM99 136V135H98ZM103 136V134H102ZM101 136V137H102ZM112 136V135H111ZM116 136V135H115ZM114 136V137H115ZM129 136V135H128ZM55 137V136H54ZM91 137V136H90ZM88 137L87 140L90 138ZM107 137V136H106ZM119 137V136H117ZM124 137V135H123ZM191 137V136H190ZM46 138V137H45ZM51 138V137H50ZM60 138V137H59ZM58 138V139H59ZM100 138V137H99ZM105 138V137H104ZM103 138V139H104ZM233 138V137H232ZM37 138H35L36 140ZM39 139V138H38ZM37 139V140H38ZM47 139V138H46ZM55 139V138H54ZM56 139V140H58ZM71 139V138H70ZM75 139V138H74ZM94 139V138H93ZM127 139V138H125ZM128 139L130 140V136L128 137ZM127 139V140H128ZM187 139V138H186ZM192 138H190L191 140ZM198 139V138H197ZM45 140V139H43ZM50 139H48L49 141ZM61 140V138L59 139ZM58 140V141H59ZM78 140V139H77ZM86 140V139H85ZM84 140V141H85ZM95 140V139H94ZM102 140V138H101ZM105 140V139H104ZM111 140V139H109ZM137 140V139H136ZM183 140V139H182ZM194 142V138L192 139ZM25 141V140H24ZM28 141V140H27ZM34 141V139H33ZM32 141V142H33ZM54 141V140H52ZM56 141V142H58ZM62 141V140H61ZM76 141V139H75ZM253 141V140H252ZM29 142V141H28ZM31 142V141H30ZM29 142V143H30ZM38 142V141H37ZM36 142V143H37ZM51 142V141H50ZM55 142V141H54ZM69 142V141H67ZM79 142V141H78ZM91 142V140H90ZM93 142V141H92ZM97 142V141H96ZM107 142V141H106ZM105 142V143H106ZM109 142V141H108ZM129 142V141H128ZM143 142V141H141ZM206 142V141H205ZM233 142V141H232ZM26 143V142H25ZM42 143V142H41ZM41 143H39V145H41ZM71 143H73V141H71ZM80 143V142H79ZM99 143V142H98ZM145 143V141H144ZM31 144V143H30ZM29 144V145H30ZM48 145H50L49 143H47ZM54 144V143H53ZM51 144V145H53ZM61 144V143H60ZM75 144V143H73ZM78 144V143H77ZM81 144V143H80ZM94 144V143H93ZM101 144V142H100ZM107 144V143H106ZM105 144V145H106ZM111 144V142H110ZM109 144V145H110ZM178 144V143H177ZM190 147L189 149L182 148V150L179 152L181 159H183V163L184 164H190V163H201L202 159H205L208 155V151L207 150V145L201 140H197L195 141V143L192 145V143L190 142ZM208 144V143H207ZM24 145V144H23ZM27 145V144H26ZM36 145V144H35ZM34 145L35 148H37ZM38 145V146H39ZM58 145V144H57ZM70 145V143H69ZM83 145V144H81ZM85 145V144H84ZM90 145V144H89ZM92 145V144H91ZM108 144L106 145L109 146ZM137 145V144H136ZM147 145V144H146ZM166 145V144H165ZM189 145V143H188ZM209 145V144H208ZM235 145V144H234ZM258 145V144H257ZM31 146H33V144H31ZM45 146V145H43ZM59 146V145H58ZM56 146V148L58 147ZM68 149V144L66 145ZM88 146V145H87ZM93 146V145H92ZM96 146V144H95ZM100 146V145H99ZM104 144L100 147H102V150H104ZM124 146V144H123ZM126 146V145H125ZM52 147V146H51ZM60 148L63 147V144L59 146ZM71 147V145L69 146ZM73 148H75L74 146H72ZM71 147V149H72ZM99 147V148H100ZM112 147H114L112 145ZM128 147V146H127ZM142 147V146H141ZM161 147V146H160ZM41 148L43 149L42 145ZM48 148V147H47ZM54 147V149H56ZM82 148V147H81ZM80 148V149H81ZM84 148V147H83ZM82 148V149H83ZM86 148V147H85ZM91 148V146H90ZM94 148V147H92ZM97 149V146L95 147ZM116 148V145H115ZM134 148V147H132ZM46 149V148H45ZM51 149V148H50ZM58 149V148H57ZM65 149V148H64ZM65 149V150H66ZM70 149V148H69ZM66 150V151H70V150ZM79 149V147L77 148ZM95 149V151H96ZM107 149V148H106ZM111 149V147H110ZM122 149H124V147H122ZM136 149V147L134 148ZM134 149L132 151H134ZM142 149V148H141ZM147 148H145L146 150ZM264 149V148H262ZM49 150V149H48ZM61 150V149H60ZM87 150V148H86ZM89 150V148H88ZM94 150V149H91ZM99 150V149H98ZM101 150V149H100ZM108 150V149H107ZM116 150V149H115ZM140 150V149H139ZM240 150V149H239ZM35 151V150H34ZM51 151V150H50ZM49 151V152H50ZM58 151V150H56ZM63 151V150H62ZM75 151L74 149L71 151V153ZM85 151V150H84ZM83 151V152H84ZM90 151V150H89ZM93 151V152H95ZM109 151V150H108ZM112 151V150H110ZM120 151V150H119ZM127 151V148H126ZM125 151V152H126ZM45 152V150H44ZM43 152L44 155H46ZM68 152H65L66 154ZM78 152V151H77ZM76 152V153H77ZM82 152V153H83ZM92 152V153H93ZM118 152V150H117ZM139 152V151H138ZM143 152V151H142ZM142 152H140V154H142L143 156L145 154H143ZM48 153V152H47ZM53 153V151H52ZM69 153V155L71 154ZM75 153V154H76ZM86 152H84V155ZM89 153V152H88ZM99 153V152H98ZM97 153V154H98ZM103 153H105V151H103ZM110 153V152H109ZM124 153V152H123ZM238 153V152H237ZM49 154V153H48ZM57 154V153H56ZM61 154V153H60ZM66 154H62V155H66ZM94 156H98V155ZM127 154V152H126ZM125 154V155H126ZM82 155V154H81ZM80 155V156H81ZM93 155V154H91ZM101 155V154H100ZM105 155V154H104ZM141 155V156H142ZM178 155V156H179ZM48 156V155H47ZM56 156V155H55ZM68 156V155H67ZM67 156H65L67 158ZM72 156V154H71ZM89 157V156H87ZM86 157V158H87ZM93 157V156H91ZM90 157V158H91ZM102 157V155H101ZM100 157V158H101ZM107 157V156H106ZM126 157V156H125ZM129 157V156H128ZM137 157V156H136ZM139 157V155H138ZM137 157V158H138ZM59 158H62L59 157ZM71 158V157H70ZM70 158H67L70 160ZM73 161H71L72 163L75 164H79V161L82 160L81 157L79 159V156L74 155L73 153ZM95 158V157H94ZM91 158V159H94ZM122 158V157H121ZM124 158V157H123ZM88 159V158H87ZM97 159V158H96ZM95 159V160H96ZM126 159V158H124ZM139 159V158H138ZM142 159V158H141ZM222 159V158H221ZM56 160V159H54ZM90 160V159H89ZM143 160V159H142ZM161 160V159H160ZM67 161V160H65ZM64 161V162H65ZM88 161V160H87ZM94 161V160H93ZM97 161V160H96ZM124 160H121V162ZM126 161V160H125ZM124 161V162H125ZM144 161V160H143ZM147 161V160H146ZM152 161V160H151ZM63 162V161H62ZM90 162V161H89ZM115 162V161H113ZM129 162V161H128ZM159 162V161H158ZM58 163V162H57ZM56 163V164H57ZM85 162H83L84 164ZM93 163V162H92ZM105 163V162H104ZM108 163V162H107ZM123 163V162H122ZM135 163V162H134ZM55 164V165H56ZM90 164V163H88ZM114 164V163H113ZM116 164V163H115ZM133 164V163H132ZM137 164V163H135ZM247 164V163H246ZM62 165V164H61ZM64 165V164H63ZM80 165V164H79ZM78 165V166H79ZM87 165V164H86ZM104 165V164H103ZM124 165V164H123ZM139 165V164H138ZM149 165V164H148ZM192 165V164H191ZM200 165V164H199ZM67 166V165H65ZM97 166V165H96ZM105 166V165H104ZM112 165L108 166L106 168L107 171L104 172V174L101 173H95L97 172V169L94 167L93 168L96 169V171L94 172L95 176L93 177L92 180L88 181L90 182L88 185L92 186V188H95L97 184L103 186L104 184H106V182L113 181L115 179H112L111 177H114L113 175L118 173V170L116 168H114ZM116 167V165H114ZM130 166V165H129ZM215 168V164L213 165ZM212 166V167H213ZM252 166V165H251ZM61 167V166H60ZM74 167V166H73ZM80 167V166H79ZM87 167V166H86ZM89 167V166H88ZM123 167V166H122ZM196 167H198L196 165ZM201 169L202 167L199 166ZM226 167V166H225ZM254 167V166H253ZM65 168V167H64ZM69 168V167H68ZM75 168V167H74ZM83 168V167H82ZM92 168V167H91ZM93 168L91 169L92 171ZM195 168V172L197 170L201 171V169ZM219 168V167H218ZM71 169V168H70ZM68 169V170H70ZM73 169V168H72ZM79 169L80 168H76ZM150 169V168H149ZM148 169V170H149ZM186 169V168H185ZM197 169V170H196ZM205 169V168H204ZM203 169V170H204ZM19 170V169H18ZM77 170V171H79ZM123 170V169H122ZM189 170V168H188ZM11 171V170H9ZM75 171V169H74ZM73 171V172H74ZM81 171V170H80ZM90 171V170H89ZM121 171V170H120ZM231 173L233 171L230 170ZM20 172V170L18 171V173ZM66 171H64L65 173ZM69 172V171H68ZM71 172V171H70ZM76 172V171H75ZM83 172V171H81ZM84 172H85V168H84ZM83 172V173H84ZM150 172V170H149ZM229 172V171H227ZM8 173V172H7ZM10 173V172H9ZM78 173V172H77ZM82 173V174H83ZM119 173H122L119 172ZM127 173V171H126ZM199 174V172H196ZM212 173V172H211ZM215 173V172H213ZM245 172L243 171H234L232 173V176H234L237 180H241L243 177H246V175L244 174ZM66 174V173H65ZM75 174V173H74ZM93 174V173H92ZM123 174H125V171L123 172ZM150 174V173H149ZM197 174V176H198ZM226 174V173H225ZM234 174V175H233ZM247 174V173H246ZM20 175V173H19ZM64 175V174H63ZM86 175V174H85ZM128 175V174H127ZM142 175V174H141ZM144 175V174H143ZM245 175V176H244ZM8 176V175H7ZM147 175L143 176V178H145ZM152 176V175H151ZM156 176V175H154ZM196 175H194L193 177H195ZM196 176V177H197ZM213 176V175H212ZM81 177V176H80ZM79 177V178H80ZM87 177V176H86ZM142 177V176H141ZM195 177V178H196ZM228 177V176H227ZM232 177V178H234ZM7 179V177H5ZM10 179V177H8ZM109 178V180H108ZM143 178L141 181H143ZM154 179L155 181V177H151ZM150 178V179H151ZM232 178L229 177V179L233 180ZM234 178V179H235ZM62 180V178H60ZM63 179H65L63 177ZM69 179V178H68ZM75 179V177H74ZM81 179V178H80ZM83 179V178H82ZM87 179V178H86ZM117 179V178H116ZM121 179V178H120ZM136 179V178H135ZM138 179V178H137ZM148 179V178H147ZM146 182H149L147 181ZM193 179V178H192ZM235 179V180H236ZM2 180V179H1ZM67 180V179H66ZM72 180V179H71ZM76 180V179H75ZM118 180V179H117ZM123 180V179H122ZM133 179H131L130 181L128 180V182H126V184H128L129 182L131 183ZM149 180V179H148ZM197 180V178H196ZM236 180V181H237ZM74 181V180H73ZM92 181V182H91ZM109 181V182H110ZM116 181V180H115ZM136 181V180H135ZM139 181V180H138ZM153 181V180H152ZM203 181V180H202ZM63 182L65 183V181L63 180ZM70 182V179H69ZM72 182V181H71ZM114 182V181H113ZM113 182H110L111 184ZM137 182V181H136ZM145 181H143L144 183ZM145 182V183H146ZM194 182V181H191ZM233 182V181H232ZM235 182V181H234ZM245 182V181H244ZM109 183V184H110ZM141 183V184H143ZM144 183V184H145ZM153 183V182H151ZM157 183V181H156ZM210 183V182H209ZM251 183V182H250ZM20 184V183H19ZM76 184V183H75ZM74 184V185H75ZM78 184V183H77ZM76 184V185H77ZM109 184H107L109 186ZM118 184V183H116ZM121 184V182H120ZM119 184V185H120ZM135 186L136 184L133 183ZM140 184V183H139ZM150 185V182L147 183ZM155 184V182H154ZM176 184V183H175ZM63 185V184H62ZM69 185V184H67ZM66 185V186H67ZM73 185V186H74ZM98 185V186H99ZM114 185V184H113ZM112 185V187L114 188V186ZM148 185V186H149ZM158 185V184H157ZM65 186V187H66ZM100 186V187H101ZM118 186V185H117ZM125 186V185H124ZM131 186V185H130ZM140 186V185H139ZM137 186V187H139ZM147 186V187H148ZM153 186V184L151 185ZM156 186V185H155ZM154 186V187H155ZM160 186V185H159ZM194 186V184H193ZM18 187V186H17ZM123 187V185H122ZM143 187V186H142ZM146 186L144 185V188ZM146 187V189H147ZM195 187V186H194ZM223 187V186H222ZM67 188V187H66ZM105 188V187H104ZM103 188V190H105ZM111 188V187H110ZM141 188V186H140ZM137 188V189H140ZM152 188V187H151ZM160 188V187H158ZM217 188V187H216ZM75 189H79L81 190V194L82 196H85V192L82 190V184L79 185V187H76ZM154 189V188H152ZM162 189V188H161ZM160 189V190H161ZM196 189V188H195ZM198 189V188H197ZM215 189V188H214ZM72 190V189H71ZM97 190V189H95ZM103 190L102 193H103ZM109 190V189H108ZM113 190V189H110ZM144 190V189H143ZM148 190V189H147ZM151 189H149L150 191ZM235 190V189H234ZM264 190V189H262ZM100 191V192H101ZM106 191V190H105ZM138 191V190H137ZM142 191V189H141ZM140 191V192H141ZM145 191V190H144ZM142 191V193L144 192ZM153 191V190H152ZM151 191V192H152ZM21 192V193H23ZM90 192V191H89ZM120 192V190H119ZM264 192V191H262ZM78 193L80 194V192L78 191ZM88 195V192H86ZM91 193V192H90ZM95 194V191L93 192ZM92 193V197H94V200L96 199V194L93 195ZM132 193V192H131ZM139 193V192H138ZM148 193V192H147ZM163 193V192H161ZM191 193V192H190ZM5 194V193H4ZM128 194V193H127ZM150 194V192H149ZM154 194V193H152ZM151 194V195H152ZM157 194V193H156ZM165 194V193H164ZM10 195V194H9ZM91 195V194H90ZM110 195V194H109ZM112 195V193H111ZM126 195V194H125ZM139 195V194H137ZM144 195V193H143ZM146 195V193H145ZM148 195V194H147ZM147 195L145 197H147ZM150 197L153 199V196ZM245 195V194H244ZM23 196V194H22ZM99 196V195H98ZM231 196V195H230ZM89 197V196H88ZM85 198L86 200L89 198ZM91 197V196H90ZM91 197V198H92ZM103 197V196H102ZM113 197V196H111ZM117 197V196H116ZM157 197V196H155ZM154 197V198H155ZM202 197V196H201ZM29 198V199H30ZM109 198V197H108ZM139 198V196H138ZM150 198V199H151ZM192 198V197H191ZM84 199V200H85ZM98 200L100 198H97ZM96 199V200H97ZM117 199V198H116ZM149 199V197H148ZM151 199V200H152ZM204 199V198H203ZM230 199V198H229ZM93 199L91 201H94ZM97 200V203H98ZM142 200V199H141ZM147 200V199H146ZM157 200V198L155 199V201ZM173 200V199H172ZM259 200V199H258ZM262 200V199H261ZM260 200V201H261ZM148 201V200H147ZM154 201V200H153ZM90 202V201H89ZM142 202V201H141ZM140 202V203H141ZM145 202V201H144ZM151 201H149L148 204H150ZM94 202H92L93 204ZM96 203V204H97ZM153 203V202H152ZM151 203V204H152ZM259 203V202H258ZM139 204V203H137ZM145 204V203H144ZM72 205V204H71ZM142 205V203H141ZM146 206V204H145ZM195 206V205H194ZM75 207V206H74ZM86 207V206H85ZM238 207V206H237ZM250 207V206H249ZM173 208V207H172ZM78 209V208H77ZM222 209V208H221ZM140 210V209H139ZM161 210V209H160ZM264 210V209H262ZM1 211V209H0ZM4 211V210H2ZM37 211V210H36ZM144 211V210H143ZM148 211V210H146ZM160 212V211H159ZM192 212V211H191ZM1 213V212H0ZM81 213V212H80ZM129 213V212H128ZM201 213V212H200ZM73 214H77L76 210L74 209ZM260 214V213H259ZM5 215V214H4ZM7 215V214H6ZM81 215V214H80ZM79 215V216H80ZM130 215V214H129ZM81 217V216H80ZM167 217V216H166ZM215 218V217H214ZM1 219V218H0ZM63 219V218H62ZM6 220H8L6 218ZM3 218V221H6ZM80 220V219H79ZM1 222H3L2 220H0ZM82 221V220H81ZM15 222V221H14ZM254 222V221H253ZM85 222L82 223V225ZM5 224V223H3ZM2 224V226H0L1 230H7V229H3L7 228V226H4ZM49 224V223H47ZM74 225V223H72ZM110 224V223H109ZM6 225V224H5ZM55 225V224H53ZM78 225V224H77ZM80 225V226H82ZM85 225V224H84ZM9 226V225H8ZM171 226V225H170ZM247 226V225H246ZM31 227V226H30ZM79 227V226H78ZM124 227V226H123ZM169 227V226H168ZM29 228V227H28ZM10 229V227H9ZM32 229V227H31ZM47 228H45L46 230ZM79 232H80V228ZM108 229V228H106ZM13 230V229H12ZM34 230V229H33ZM37 230V229H36ZM44 230V229H43ZM9 231V230H7ZM14 231V230H13ZM19 231V229H18ZM26 231V230H23ZM136 231V230H135ZM2 234L3 231H0ZM6 232V231H5ZM32 232V231H31ZM31 232H28V234H31ZM34 232V231H33ZM32 232L31 235L33 236H29L27 233L23 232L22 235H18V236H10L7 233V236L5 235V233L3 232L4 235H0V240L4 239L5 243L6 241H10V242H16L15 244V248L16 245L19 244V246L22 244L28 245V246H32V244L35 246L36 244L40 246V243L42 240H45L44 238L40 239L39 238V234L35 233L36 235H38V237L36 235H34ZM42 232V231H41ZM168 232V231H167ZM175 232V231H174ZM13 233V232H12ZM26 235H25V234ZM138 233V232H137ZM16 234V232H15ZM14 234V235H15ZM46 234V232H45ZM108 234V233H107ZM164 234V233H163ZM56 235V234H55ZM194 235V234H193ZM237 235V234H236ZM48 236V235H47ZM41 237V236H40ZM52 237V236H51ZM56 237V236H55ZM57 237H59L57 235ZM79 237V236H78ZM166 237V236H165ZM50 238V237H49ZM60 238V237H59ZM81 238V237H80ZM114 238V237H112ZM222 238V237H221ZM62 240V238H60ZM171 239V237H170ZM199 239V238H198ZM1 242L3 243L4 241ZM53 240V239H52ZM58 240V239H56ZM79 240V239H78ZM81 240V239H80ZM46 241V240H45ZM84 241V240H83ZM195 241L196 238H190L189 240L187 239V242L185 244V247L182 248L183 251V257L179 260L184 261V260H189L190 262H192L193 264H208L210 261V259H212V257H210L209 255L206 256L205 258L201 257V251H206L208 252L207 249V244L204 243L203 241H200L201 245L200 247H196L195 245ZM0 242V244H2ZM63 242V240H62ZM198 245L200 244L199 241ZM3 243V244H5ZM9 243V242H8ZM7 243V244H8ZM60 243V242H59ZM79 243V242H78ZM2 244V246H4ZM31 244V245H29ZM70 244V243H69ZM6 245V244H5ZM22 245L20 247H22ZM118 245V244H117ZM184 245V244H182ZM210 245V244H209ZM1 246V250L3 249V247ZM8 247V246H7ZM29 247V248H30ZM33 247V246H32ZM42 246L37 248L41 249ZM183 247V246H182ZM27 248V247H26ZM37 248H30V252L27 253L29 254V258L31 260L36 259L37 257H39V250ZM88 248V247H87ZM254 248V247H253ZM9 249V248H8ZM18 248H16L17 251ZM13 250V249H12ZM93 250V249H92ZM162 250V249H161ZM27 251V249H26ZM29 251V250H28ZM42 251V249H41ZM53 251V249H52ZM86 251V250H85ZM84 251V252H85ZM181 251V252H182ZM15 252V251H14ZM20 252V251H19ZM44 254L46 253V257L47 252L42 251ZM60 260L62 251L60 250H55L54 251ZM64 252V251H63ZM83 252V253H84ZM112 251L110 250V253ZM212 252V251H211ZM0 252V260L2 262H4V257L6 256L5 254V250ZM42 253V255H43ZM54 253V254H55ZM87 253V252H86ZM89 253V252H88ZM105 254V256H103L101 254V256H97V258L93 261H90L88 264H116V262L119 260V258L117 259V257H115L116 261L111 263V260L113 259V254ZM114 253V252H113ZM128 253V252H127ZM161 253V252H160ZM19 254V253H18ZM115 254V253H114ZM5 255V256H3ZM41 255V256H42ZM107 255V256H106ZM28 256V255H27ZM83 256V255H82ZM117 256V255H116ZM234 256V255H233ZM8 257V256H6ZM44 257V255H43ZM85 259H86V254H85ZM83 257V258H84ZM9 258V257H8ZM28 258V260H30ZM66 258V257H65ZM7 259V258H6ZM11 259V258H9ZM23 259V258H22ZM39 259V258H38ZM36 259V260H38ZM64 259V258H63ZM69 259V258H68ZM67 258L65 260H68ZM89 259V258H88ZM178 259V258H177ZM12 260V259H11ZM24 260H26V257L24 256ZM30 260V261H31ZM35 260V261H36ZM44 260V258H43ZM46 260H48L46 258ZM46 260H44V263H46ZM58 260V259H56ZM62 261V260H61ZM64 261V260H63ZM11 262V261H10ZM24 262V261H21ZM27 262V260H26ZM48 262V261H47ZM59 262V261H58ZM87 262V261H86ZM7 263V262H5ZM25 263V262H24ZM33 263V261H32ZM43 263V264H44ZM71 263V262H69ZM118 263V262H117ZM124 263V262H123ZM122 263V264H123ZM126 263V262H125ZM182 263V262H181ZM3 264V263H2ZM23 264V263H22ZM26 264V263H25ZM36 264V263H35ZM47 264V263H46ZM49 264V263H48ZM64 264V263H63ZM67 264V263H66ZM73 264V263H71ZM212 264V263H211Z\"/></svg>",
	"mask_w": 264,
	"mask_h": 264
}]
</instances>
